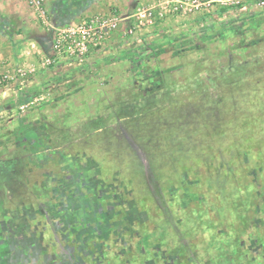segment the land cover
I'll list each match as a JSON object with an SVG mask.
<instances>
[{"label":"rangeland","instance_id":"obj_1","mask_svg":"<svg viewBox=\"0 0 264 264\" xmlns=\"http://www.w3.org/2000/svg\"><path fill=\"white\" fill-rule=\"evenodd\" d=\"M261 1L134 0L135 55L73 90L44 66L50 14L0 10L40 40L22 89L46 87L24 114L0 96V264H264Z\"/></svg>","mask_w":264,"mask_h":264},{"label":"crops","instance_id":"obj_2","mask_svg":"<svg viewBox=\"0 0 264 264\" xmlns=\"http://www.w3.org/2000/svg\"><path fill=\"white\" fill-rule=\"evenodd\" d=\"M47 3L49 6V14L51 20L53 21L52 23L56 26H61L80 22L82 19L97 13H108L114 7L119 8L123 12L128 14L130 13L131 8L134 5V0H48ZM16 7L17 6L15 4L11 3V0H0L1 11H7V9H9L10 11H16V9H18ZM4 21L0 20V72L13 68V65H15V61L18 60L19 62L25 55L34 56L35 52H33V48L30 47L29 44H33V42L40 43V40L37 37L33 35H26L23 30H17L16 32H14L12 41L10 39V28L9 25H7L8 21ZM212 27H214L213 24L210 26H206V29L210 30L212 29ZM216 27L217 26H215V28ZM5 42L9 43V45L3 46ZM135 51V48L132 47L130 38H124L121 32H117L108 41L102 53L91 52L83 65H67L65 63L55 64L56 66L52 69V71H50L51 74H55V76L53 75V77L56 78H53L54 80L52 79V82L55 81L61 86V88H63L61 83H67L66 88L72 90L79 89V86H83L81 85V83L80 85L77 84L79 83V77L83 79H89L88 76L91 75V72H93V70H97L99 75H103L106 73L104 71L105 67L110 66L111 64L118 63L119 60L122 59H131L135 55ZM21 65L22 64H20L19 66ZM99 71L104 73H100ZM32 74H34V79H31L28 84V86H33L31 89L27 88L23 90L22 88L24 87L11 89L8 90L5 95H9V92H11L12 95H14L13 97H17L19 99V101L17 100V102L19 103L22 101V99L20 98L23 95L32 97L33 93L35 91H38V78L40 76L37 71H34ZM110 74H113V72H110ZM41 87L46 88L45 85ZM42 88H39V90H42ZM1 95L4 94H0V96ZM35 99H38L40 101V97H37ZM9 103L10 101L6 103L5 107H7ZM6 111V109H2L0 114H2L3 116Z\"/></svg>","mask_w":264,"mask_h":264},{"label":"built area","instance_id":"obj_3","mask_svg":"<svg viewBox=\"0 0 264 264\" xmlns=\"http://www.w3.org/2000/svg\"><path fill=\"white\" fill-rule=\"evenodd\" d=\"M27 2L32 11L37 13L44 23L50 24L47 0H27ZM259 5L264 6V1L259 2ZM136 15L137 19L133 29L128 30L129 35L141 30V25L151 20L155 16V11L153 8H146ZM123 19L119 8H112L108 13L91 15L77 23L62 26L52 25L54 32L51 49L48 56L45 57L44 66H52L60 61L71 65H83L91 52L102 53L108 41L121 30ZM24 76H26V71L22 66L0 72V94L24 87ZM37 101V99L23 101L19 104V109L23 114L27 113Z\"/></svg>","mask_w":264,"mask_h":264}]
</instances>
